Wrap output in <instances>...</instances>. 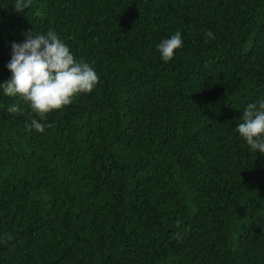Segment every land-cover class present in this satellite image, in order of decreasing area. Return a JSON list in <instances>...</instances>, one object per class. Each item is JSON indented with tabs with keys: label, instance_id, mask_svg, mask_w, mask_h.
I'll return each mask as SVG.
<instances>
[{
	"label": "trees",
	"instance_id": "1",
	"mask_svg": "<svg viewBox=\"0 0 264 264\" xmlns=\"http://www.w3.org/2000/svg\"><path fill=\"white\" fill-rule=\"evenodd\" d=\"M49 30L99 82L44 120L0 88V264H264V0H0V83Z\"/></svg>",
	"mask_w": 264,
	"mask_h": 264
},
{
	"label": "clouds",
	"instance_id": "2",
	"mask_svg": "<svg viewBox=\"0 0 264 264\" xmlns=\"http://www.w3.org/2000/svg\"><path fill=\"white\" fill-rule=\"evenodd\" d=\"M31 3L32 0H14L18 12H24ZM205 35L215 38L211 30ZM25 36L22 43L12 42V56L7 64L12 76L0 83L6 96H18L40 120H44L47 114L70 105L77 94L93 91L99 82L96 71L88 63L78 61L57 33L52 30L46 34L31 31ZM181 46V33L176 32L160 42L157 48L167 62ZM7 111L19 113L22 109L19 104H14ZM241 119L243 122L237 125L239 135L253 151L264 154V100L248 104ZM30 127L41 133L45 131V125L36 119L32 120Z\"/></svg>",
	"mask_w": 264,
	"mask_h": 264
}]
</instances>
